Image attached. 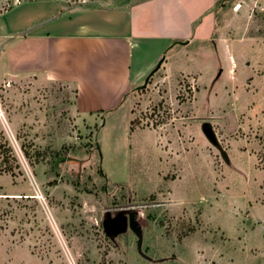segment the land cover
<instances>
[{
    "label": "rangeland",
    "instance_id": "1",
    "mask_svg": "<svg viewBox=\"0 0 264 264\" xmlns=\"http://www.w3.org/2000/svg\"><path fill=\"white\" fill-rule=\"evenodd\" d=\"M236 1L112 112L81 113L69 82L13 83L0 59L14 156L0 172V264H264V0Z\"/></svg>",
    "mask_w": 264,
    "mask_h": 264
},
{
    "label": "crops",
    "instance_id": "2",
    "mask_svg": "<svg viewBox=\"0 0 264 264\" xmlns=\"http://www.w3.org/2000/svg\"><path fill=\"white\" fill-rule=\"evenodd\" d=\"M218 2L95 0L65 10L57 0L20 1L0 12V59L13 83L69 82L81 113L112 112L174 44L212 36Z\"/></svg>",
    "mask_w": 264,
    "mask_h": 264
},
{
    "label": "water",
    "instance_id": "3",
    "mask_svg": "<svg viewBox=\"0 0 264 264\" xmlns=\"http://www.w3.org/2000/svg\"><path fill=\"white\" fill-rule=\"evenodd\" d=\"M165 59V55L162 56V58H160V60L158 61L157 65L149 72V74L147 75V77L145 78L144 83L141 86H144L148 83L150 77L154 74L155 71H157L159 69V67L161 66L162 62ZM202 130L204 132V134L206 135V137L213 143V144H218V140L216 137V134L214 132V130L212 129L211 125L208 122H205L202 126ZM123 223V227H125L126 222L122 221ZM131 227L137 232V234L139 236H141V228L139 225H136L134 223V219L133 217H131ZM124 229V228H122ZM122 231V230H118L117 232Z\"/></svg>",
    "mask_w": 264,
    "mask_h": 264
},
{
    "label": "trees",
    "instance_id": "4",
    "mask_svg": "<svg viewBox=\"0 0 264 264\" xmlns=\"http://www.w3.org/2000/svg\"><path fill=\"white\" fill-rule=\"evenodd\" d=\"M91 2L87 1L85 2V4ZM220 3L221 0L220 2H218V6L220 5ZM13 161H14V156L12 154L11 147L7 146L6 142L0 141V172L12 171Z\"/></svg>",
    "mask_w": 264,
    "mask_h": 264
}]
</instances>
